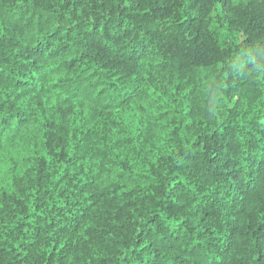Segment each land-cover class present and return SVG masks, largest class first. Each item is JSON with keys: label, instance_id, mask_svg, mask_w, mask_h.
<instances>
[{"label": "trees", "instance_id": "1", "mask_svg": "<svg viewBox=\"0 0 264 264\" xmlns=\"http://www.w3.org/2000/svg\"><path fill=\"white\" fill-rule=\"evenodd\" d=\"M0 264H264V0H0Z\"/></svg>", "mask_w": 264, "mask_h": 264}, {"label": "rangeland", "instance_id": "2", "mask_svg": "<svg viewBox=\"0 0 264 264\" xmlns=\"http://www.w3.org/2000/svg\"><path fill=\"white\" fill-rule=\"evenodd\" d=\"M4 179H5V174L3 171V165H2V162H0V182H3Z\"/></svg>", "mask_w": 264, "mask_h": 264}]
</instances>
